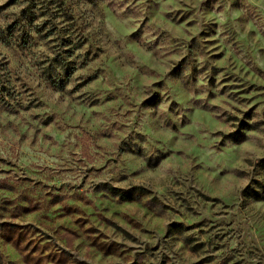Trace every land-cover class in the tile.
<instances>
[{
  "label": "clouds",
  "instance_id": "1",
  "mask_svg": "<svg viewBox=\"0 0 264 264\" xmlns=\"http://www.w3.org/2000/svg\"><path fill=\"white\" fill-rule=\"evenodd\" d=\"M30 2L18 0L20 7ZM36 2L40 7L33 11L38 15L49 9L46 19L50 27L56 26L58 37L67 34L73 45L86 40L93 49H104L99 65L89 68L102 71L97 73L100 80L86 91L81 89L85 95L77 100L71 90L85 77L79 72L65 77V67L75 61L74 67L79 69L84 49L79 55H65L59 40L53 47L41 39L42 20L29 24L18 9L12 10L20 21L17 31L8 37L0 30V39L8 42V48L3 49L8 58L23 62L27 56V62L35 63L58 54L61 60L48 61L52 63L48 88L58 91L47 98L44 93L48 88L42 82L44 93L36 95L45 103L38 119L26 114L9 125L10 118L0 109L5 131L0 151L15 160L18 169L0 175V183L16 181L17 193L34 198L32 202L47 201L45 183L63 185L64 201H91L101 218L104 204L97 206L96 202L102 198L114 203L121 198L138 201L151 212L137 207L134 217H126L135 228L125 225L119 232L104 229L105 244L117 241L142 253L138 264L149 260L151 264H173L177 257L178 264L197 260L179 241L189 236L199 240L207 237L199 236L196 230L176 236L173 230L177 226L169 225L175 218L169 206L184 220V226L205 217L230 225L217 264H227L228 259H238L239 264H264V94H256L250 102L238 96L224 101L219 83L223 74L209 83L215 61L210 59L207 43L208 35L215 34L218 45L229 51L226 72L247 67L258 74L245 77L249 83H264V0H55L60 11L72 19L67 27L62 19L53 18L55 4ZM178 17L190 20L191 25L179 26ZM140 24L139 32L128 34ZM24 32L30 37L21 55L16 45ZM40 44L45 49L33 46ZM149 52L153 55L145 61ZM20 91L16 100L23 103L32 99ZM106 97L114 103L109 104ZM213 97L222 102L221 107H214ZM81 101L84 105L96 102L100 108L94 121L82 120L76 127L71 118L73 102ZM250 104L257 106L246 115L241 107L247 109ZM46 117H51L59 130L49 143L41 141L38 147L25 148L22 141L17 142V137L40 129V121ZM101 137H110L111 143L97 151L94 145ZM53 145L57 146L55 153ZM76 146H82L79 153ZM54 158L62 163L45 167ZM30 174L42 182L37 186L33 179L32 187L23 185L20 177ZM149 226L151 231H147ZM80 231L83 234V229ZM22 255L12 252L9 259L23 264ZM81 259L77 249L65 264H79ZM92 264H96L95 257Z\"/></svg>",
  "mask_w": 264,
  "mask_h": 264
},
{
  "label": "rangeland",
  "instance_id": "2",
  "mask_svg": "<svg viewBox=\"0 0 264 264\" xmlns=\"http://www.w3.org/2000/svg\"><path fill=\"white\" fill-rule=\"evenodd\" d=\"M49 4H55L57 8L53 18L62 19L66 27L72 23V19L60 11V5L56 4L55 0H49ZM39 7L40 5L36 0H31L25 7H20L18 0H0V30L6 32L8 37L14 35L20 21L17 18V13L12 10L18 9L19 16L26 18L29 24L34 23L37 19L42 20L43 22L39 28L41 39L47 40L53 47L56 46V42L59 40L65 55H79L81 49H84L82 54L85 59L81 61L79 69L74 67L75 61H69L65 67V77H70L75 72H79L85 77L71 90L72 94L79 100L81 96L85 95V92H82L81 89L86 91L100 80L97 73L101 72L102 69L93 67L89 71V68L93 65H99L105 55L104 49L102 47L93 49L86 40L83 42L78 41L73 45L72 38L67 34L62 38L58 37L55 34L56 26L52 25L50 27V21L46 19L49 9L45 8L37 15V12L33 10ZM169 15H171L170 12L164 16V19H167ZM178 19L179 26L188 27L191 25V21L186 20L185 17H178ZM171 22L176 23V20ZM142 27V24L137 25L128 34L135 35ZM62 31L64 30L62 29ZM29 37L30 34L27 32L20 34V40L16 47L21 55L24 54L25 46L29 44ZM159 40L160 37L157 36L156 41ZM207 43L211 53L210 59L215 61L213 66L214 75L209 83H214L223 74V78L219 80V83L222 85L220 95L224 101H232L234 96H238L240 100L250 102L256 94H264V91H262L264 90V83L257 86L245 79V77L251 75H258L251 72L247 67L237 68L231 73L225 71L231 56L229 51L218 45L215 34L208 35ZM0 44L3 45V48H0V109H3V112L10 118L8 120L9 125L13 119H18L26 114H31V119L36 120L42 115L45 103L44 99L36 95V92L44 93L42 82H44V87L48 88V82L51 81L49 69L52 68V63H59L61 57L58 54H53L48 56L47 60L40 59L35 63L27 62V56H24L23 62L10 60L3 51V49L8 48L7 40L0 39ZM33 46L45 49L43 44ZM157 46L161 47L162 45L157 44ZM12 55L15 56V53H12ZM151 55L153 54L149 52L144 57L145 61H148ZM17 72L19 74H15ZM77 79L79 80V75ZM142 79H146V77H142ZM63 83L64 81H61V84ZM156 83H159V81H156ZM21 89L23 94L32 97V99L23 103L16 100V97L22 94ZM57 91V88H48V92L44 95L51 98V93ZM225 93H228V95L225 96ZM105 99L109 104L114 103V100L110 97ZM233 103L235 104V101ZM213 104L217 108L222 106V102L216 97H213ZM256 106L250 104V107L247 109L241 107V110L245 111L247 115ZM73 107L75 111L71 113V118L76 122V127H79V122L82 120L94 121L100 105L96 102L84 105L81 101V104L73 102ZM225 110H227L226 106ZM58 131L54 128L51 117H46L40 121V129H37L34 133L29 132L27 137H17V142L22 141L25 148L38 147L41 141L45 144L49 143L53 138V134ZM4 138V125L0 122V145H3ZM110 143V137H101L95 142L94 147L99 151ZM56 147V145L52 146L51 151L53 153H55ZM81 147L76 146L77 153L81 151ZM57 163H62V161L54 158L51 164L45 167L51 168ZM14 169H17L15 160L7 158L0 151V175H10ZM33 179L37 180V186L42 182L38 177L31 174L20 177L22 184L28 187H32ZM81 183H84V180ZM44 187L47 201L35 200V202H32L34 198L17 193L16 181L8 180L0 183V202H2L0 203V264H16L14 258L9 259L12 252L23 253L21 257L23 264H65L66 258L72 257L77 249L83 257L79 264H92V257H95L96 264H138L137 257L141 256L142 253L136 252L132 248H124L117 241L105 244L104 237L107 236V232L104 229L107 228L109 231L115 229L119 232L125 225L135 228L136 225H132L130 219H126V217H134L137 207L145 213H150L151 209L144 208L138 201L131 198H121L115 203L112 200L102 198L101 201L96 202L97 206L100 203L104 204V215L101 218L100 215L96 214L91 201L86 202L83 199L64 201L61 197L63 185L53 184L49 181L45 183ZM101 195L103 196V194ZM168 210L175 217L169 222V225L177 226L173 230L176 236L183 235L185 231L196 230L199 236L207 237L205 240H199L198 237L189 236L179 241L182 247L187 248L189 255L198 257L194 264H217V257L223 255L224 243L228 237L230 225L223 220L205 217L194 224L189 223L184 226V220L171 206ZM73 216H75V220L72 219ZM113 217H115L114 220ZM80 229H83V234ZM124 230L131 238V233L127 231V228ZM147 231H151L150 226ZM82 245H86V247H81ZM126 257L128 259L125 262ZM169 259L172 258L169 257ZM178 259L177 257L176 260H173V264H178ZM147 264H151V261L149 260ZM219 264H224V261H220ZM227 264H239V260L228 259Z\"/></svg>",
  "mask_w": 264,
  "mask_h": 264
}]
</instances>
